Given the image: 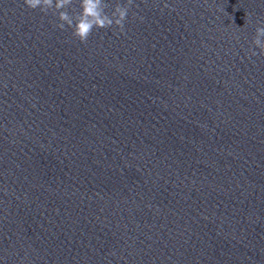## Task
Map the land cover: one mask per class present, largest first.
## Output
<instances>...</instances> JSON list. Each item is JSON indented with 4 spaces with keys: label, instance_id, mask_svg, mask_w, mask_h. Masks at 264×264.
<instances>
[{
    "label": "clouds",
    "instance_id": "9594fccd",
    "mask_svg": "<svg viewBox=\"0 0 264 264\" xmlns=\"http://www.w3.org/2000/svg\"><path fill=\"white\" fill-rule=\"evenodd\" d=\"M24 5L32 10L39 9L47 15L50 10L57 16L59 23L56 27L64 30L67 26L72 29V36L81 43H87L93 29H106L116 26L120 33L125 31V23L134 0H126L125 3H118L109 14L106 10L110 7L107 0H79L80 11L71 13L69 8L73 0H23ZM168 7V5H165ZM136 13H133L135 16ZM141 19H143L141 17ZM251 23V20H247ZM260 26L256 27L254 45L260 51H251L252 56L264 55V22L257 21Z\"/></svg>",
    "mask_w": 264,
    "mask_h": 264
}]
</instances>
